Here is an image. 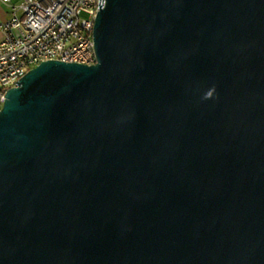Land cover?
<instances>
[{
  "label": "water",
  "instance_id": "95a60500",
  "mask_svg": "<svg viewBox=\"0 0 264 264\" xmlns=\"http://www.w3.org/2000/svg\"><path fill=\"white\" fill-rule=\"evenodd\" d=\"M93 35L6 91L0 264H264V0H105Z\"/></svg>",
  "mask_w": 264,
  "mask_h": 264
},
{
  "label": "built area",
  "instance_id": "2783aa9c",
  "mask_svg": "<svg viewBox=\"0 0 264 264\" xmlns=\"http://www.w3.org/2000/svg\"><path fill=\"white\" fill-rule=\"evenodd\" d=\"M10 16L0 24V102L13 71L28 72L35 56L94 64L92 25L105 0H5Z\"/></svg>",
  "mask_w": 264,
  "mask_h": 264
},
{
  "label": "bare ground",
  "instance_id": "6f19581e",
  "mask_svg": "<svg viewBox=\"0 0 264 264\" xmlns=\"http://www.w3.org/2000/svg\"><path fill=\"white\" fill-rule=\"evenodd\" d=\"M94 26L92 25V36L94 33ZM94 46H95V42H94ZM49 59H57V58H49ZM48 59V60H49ZM43 61V56H35V64H40ZM27 72H22V76H21V71H13L9 74V83H17V81L23 77Z\"/></svg>",
  "mask_w": 264,
  "mask_h": 264
},
{
  "label": "crops",
  "instance_id": "0c3cea01",
  "mask_svg": "<svg viewBox=\"0 0 264 264\" xmlns=\"http://www.w3.org/2000/svg\"><path fill=\"white\" fill-rule=\"evenodd\" d=\"M10 16V6L5 0H0V24L7 20ZM2 34H0V39Z\"/></svg>",
  "mask_w": 264,
  "mask_h": 264
},
{
  "label": "clouds",
  "instance_id": "9594fccd",
  "mask_svg": "<svg viewBox=\"0 0 264 264\" xmlns=\"http://www.w3.org/2000/svg\"><path fill=\"white\" fill-rule=\"evenodd\" d=\"M211 94H212L211 91L207 92L205 98H210L211 97Z\"/></svg>",
  "mask_w": 264,
  "mask_h": 264
},
{
  "label": "trees",
  "instance_id": "16d2710c",
  "mask_svg": "<svg viewBox=\"0 0 264 264\" xmlns=\"http://www.w3.org/2000/svg\"><path fill=\"white\" fill-rule=\"evenodd\" d=\"M2 105H3V103H2V102H0V108L2 107Z\"/></svg>",
  "mask_w": 264,
  "mask_h": 264
}]
</instances>
